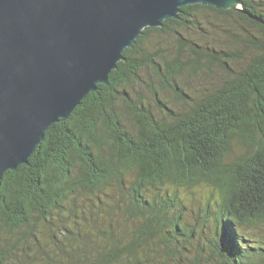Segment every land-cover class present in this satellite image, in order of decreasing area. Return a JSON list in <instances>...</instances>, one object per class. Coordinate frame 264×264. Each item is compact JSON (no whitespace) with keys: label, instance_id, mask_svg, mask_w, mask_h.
Returning <instances> with one entry per match:
<instances>
[{"label":"trees","instance_id":"trees-1","mask_svg":"<svg viewBox=\"0 0 264 264\" xmlns=\"http://www.w3.org/2000/svg\"><path fill=\"white\" fill-rule=\"evenodd\" d=\"M202 3L145 27L122 59L74 108L50 125L26 164L0 181V264H257L264 243L249 230L264 223V8ZM238 20L230 49L182 37L199 10ZM177 34L171 58L145 48L151 33ZM241 45L240 48H237ZM150 66L185 103L168 106L152 89L156 116L127 86ZM222 74L191 96L182 71ZM124 106L119 111L118 102ZM130 118V128L124 122ZM235 145L239 153L225 159ZM207 187L192 223L181 188ZM200 202V203H199ZM209 219V220H208ZM213 237L202 241L203 224ZM199 222V223H198ZM201 223V226H200ZM10 242V243H9Z\"/></svg>","mask_w":264,"mask_h":264},{"label":"water","instance_id":"water-1","mask_svg":"<svg viewBox=\"0 0 264 264\" xmlns=\"http://www.w3.org/2000/svg\"><path fill=\"white\" fill-rule=\"evenodd\" d=\"M194 3L241 10L239 0H0V181L108 83L143 28Z\"/></svg>","mask_w":264,"mask_h":264},{"label":"rangeland","instance_id":"rangeland-1","mask_svg":"<svg viewBox=\"0 0 264 264\" xmlns=\"http://www.w3.org/2000/svg\"><path fill=\"white\" fill-rule=\"evenodd\" d=\"M257 4L264 8V0H254ZM198 24L190 25L187 27H179L177 30L182 37L191 39L202 45L214 47L216 49H231L234 43L237 41V35H240V29L238 20L229 15H221L210 10H199L197 13ZM177 34L172 32H154L148 37L145 48L150 52H156L160 60V56L163 55L166 58H171L177 50ZM238 39V38H237ZM239 45L237 48H240ZM178 82L183 88V91L189 93L192 97L198 95L203 90H210L215 88L222 80V74L218 71L213 73H199L197 75L191 73L189 70L182 71L177 78ZM158 91L159 97L170 107L178 110L185 109L187 105L177 100L174 97V93L169 88H166L161 83V80L156 75L154 70L150 66H144L139 71V80L132 81L127 86V91L132 99H141L145 105L149 106L153 113L158 116L162 113L155 106L151 90ZM119 111L124 113V106L122 102H118ZM126 126L130 128V118L126 117L124 120ZM240 147L235 145L232 152L225 159L226 162L232 160L238 153ZM207 187L198 185L189 189L181 188L178 193L184 198V202L188 203L190 207V213L188 212V220L192 223L197 216L202 212H198L197 201H203V197L207 196ZM200 203V202H199ZM198 208V209H197ZM209 220V219H208ZM199 223V222H198ZM212 222L206 221L203 224V237L202 241H207L213 237ZM201 226V223H200ZM259 241L264 243V223L258 224L249 230ZM10 243V242H9ZM4 240L0 245H4ZM257 264H264V259L254 258ZM10 264V263H8ZM214 264H219L214 262Z\"/></svg>","mask_w":264,"mask_h":264}]
</instances>
